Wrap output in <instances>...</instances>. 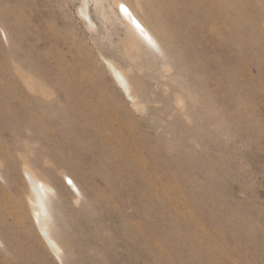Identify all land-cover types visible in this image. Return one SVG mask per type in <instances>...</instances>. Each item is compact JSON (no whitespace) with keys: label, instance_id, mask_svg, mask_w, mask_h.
<instances>
[{"label":"rangeland","instance_id":"1","mask_svg":"<svg viewBox=\"0 0 264 264\" xmlns=\"http://www.w3.org/2000/svg\"><path fill=\"white\" fill-rule=\"evenodd\" d=\"M0 164V264H264V0H0Z\"/></svg>","mask_w":264,"mask_h":264},{"label":"bare ground","instance_id":"2","mask_svg":"<svg viewBox=\"0 0 264 264\" xmlns=\"http://www.w3.org/2000/svg\"><path fill=\"white\" fill-rule=\"evenodd\" d=\"M116 6L119 9L118 11H121L120 15H122V17L129 24L135 25L134 27L137 26L139 28H143V30L146 31L145 28L143 27L142 23L132 14L128 5H126L125 3L121 2V1H116ZM121 8H123L125 11H122ZM82 11H83V15L88 20H90L87 7H84L82 9ZM106 62H107V65L109 67V70L111 71L114 78L116 79L118 86L127 94L128 98L134 100V97L132 94V87L130 85L128 76L114 62L109 61V60H106ZM27 79H29V78H27ZM31 82H32V80H31ZM25 83H27V82H25ZM27 84H28L29 89H31L32 91H35L34 85L32 83H27ZM0 168H1V164H0ZM24 171H25V175H26L28 181L30 182V186H31L30 193L28 195V204L30 205L31 210L34 213L36 220L40 224L41 230L46 233L47 241L49 242L50 246L59 255V253L61 252V249L58 246V244L51 239L49 229H48V225H47V221L49 218L48 201L50 199V196L55 193V188L51 185V183L49 182L48 179H46L44 176H42L39 172H36L33 169H31L27 164L25 165ZM68 179L69 178H67V180ZM69 180L71 182V185L74 188H76L74 182L71 179H69Z\"/></svg>","mask_w":264,"mask_h":264},{"label":"built area","instance_id":"3","mask_svg":"<svg viewBox=\"0 0 264 264\" xmlns=\"http://www.w3.org/2000/svg\"><path fill=\"white\" fill-rule=\"evenodd\" d=\"M122 11H125L123 8H121Z\"/></svg>","mask_w":264,"mask_h":264}]
</instances>
